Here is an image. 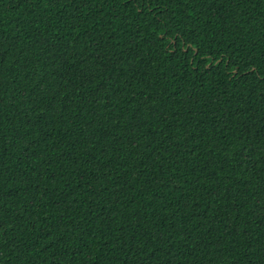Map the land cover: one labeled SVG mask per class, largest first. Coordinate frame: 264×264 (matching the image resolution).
<instances>
[{"label":"trees","instance_id":"16d2710c","mask_svg":"<svg viewBox=\"0 0 264 264\" xmlns=\"http://www.w3.org/2000/svg\"><path fill=\"white\" fill-rule=\"evenodd\" d=\"M0 264H264V0H0Z\"/></svg>","mask_w":264,"mask_h":264}]
</instances>
